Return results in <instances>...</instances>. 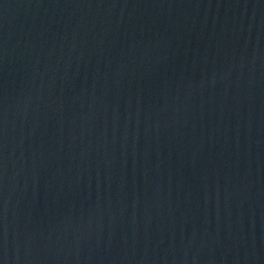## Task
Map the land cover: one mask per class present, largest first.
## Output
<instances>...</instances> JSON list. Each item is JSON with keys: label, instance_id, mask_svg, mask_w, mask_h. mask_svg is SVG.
Listing matches in <instances>:
<instances>
[{"label": "water", "instance_id": "1", "mask_svg": "<svg viewBox=\"0 0 264 264\" xmlns=\"http://www.w3.org/2000/svg\"><path fill=\"white\" fill-rule=\"evenodd\" d=\"M0 264H264V0H0Z\"/></svg>", "mask_w": 264, "mask_h": 264}]
</instances>
